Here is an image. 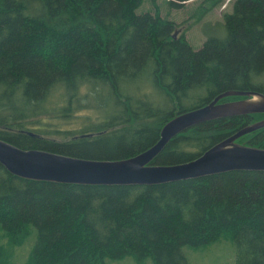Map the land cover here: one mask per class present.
Here are the masks:
<instances>
[{
    "label": "trees",
    "instance_id": "trees-1",
    "mask_svg": "<svg viewBox=\"0 0 264 264\" xmlns=\"http://www.w3.org/2000/svg\"><path fill=\"white\" fill-rule=\"evenodd\" d=\"M145 1L0 0V140L24 150L124 160L152 148L172 119L222 93L264 95V0H235L224 24L218 22L226 35L210 36L199 50L185 35L174 37L172 20L138 13ZM191 1L166 4L180 10ZM208 1L217 7L224 0ZM145 85L167 98L168 108L128 91ZM89 109L103 121L89 119L64 142L27 123ZM263 119L251 114L193 127L150 165L193 161ZM237 142L264 149V128ZM30 239L26 264H112L129 257L136 264H189L184 248L224 239L236 247V264H264V172L87 186L22 179L0 164V242L14 249ZM4 249L0 244V264H9Z\"/></svg>",
    "mask_w": 264,
    "mask_h": 264
},
{
    "label": "water",
    "instance_id": "water-1",
    "mask_svg": "<svg viewBox=\"0 0 264 264\" xmlns=\"http://www.w3.org/2000/svg\"><path fill=\"white\" fill-rule=\"evenodd\" d=\"M229 97L252 98L222 102ZM251 114H264V95L228 91L210 104L172 119L152 148L129 159L87 160L45 150H24L0 140V164L22 179L87 186H155L234 171L264 172V149L237 142L264 128V119L239 130L193 161L172 166L150 165L171 140L187 130L207 122Z\"/></svg>",
    "mask_w": 264,
    "mask_h": 264
},
{
    "label": "rangeland",
    "instance_id": "rangeland-1",
    "mask_svg": "<svg viewBox=\"0 0 264 264\" xmlns=\"http://www.w3.org/2000/svg\"><path fill=\"white\" fill-rule=\"evenodd\" d=\"M166 1L146 0L143 8L139 9L138 13L149 11L155 14L158 12L162 18L172 20L178 25L174 29V37L178 38L185 35L193 48L199 50L210 36L223 38L226 35L225 28L222 25H218V22L224 24L223 16L225 13L231 11L232 4L235 0H224L217 7L213 6L212 2H207V0H193L188 2L180 10H171L166 4ZM202 13L203 17L201 18V22L196 23V20L199 19L198 17ZM128 91L136 97L142 96L143 99H140L142 103L145 101L154 106L163 105L168 108L169 103L167 98L163 97L152 86L145 85L140 91L136 90L134 86V88H129ZM48 107L52 109L51 106ZM89 119L93 120V122L103 121L102 116L97 115L89 109L75 114L73 112L72 116H66L64 113L62 116L59 114L45 115L40 118L28 120L27 123L32 129L34 128L36 130L37 134L44 135L47 132L50 135L45 136L46 138L56 142H64L73 138L71 134L83 130L89 124ZM31 240L33 239L28 240L25 246H17L14 249L13 246L9 245L8 240H2L0 242L6 248L3 250V255L4 258L9 260V264H26L29 251L31 250ZM183 252L189 264H236V247L231 241L225 239L201 249L184 248ZM112 264L136 263L133 258L129 257L121 261L113 262ZM147 264L152 263L149 260Z\"/></svg>",
    "mask_w": 264,
    "mask_h": 264
}]
</instances>
